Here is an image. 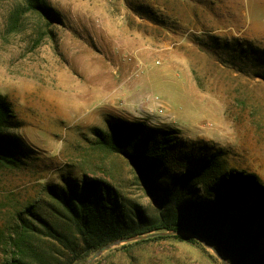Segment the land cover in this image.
I'll use <instances>...</instances> for the list:
<instances>
[{"label": "rangeland", "instance_id": "obj_1", "mask_svg": "<svg viewBox=\"0 0 264 264\" xmlns=\"http://www.w3.org/2000/svg\"><path fill=\"white\" fill-rule=\"evenodd\" d=\"M170 1L39 0L46 18L28 0H0V94L17 122L7 132L30 156L0 170V264H82L99 250L51 237L50 228L76 230L47 184L101 179L158 217L127 158L95 143L111 122L171 132L173 170L216 154L264 186V0ZM163 236L122 241L90 264H225L198 239Z\"/></svg>", "mask_w": 264, "mask_h": 264}, {"label": "trees", "instance_id": "obj_2", "mask_svg": "<svg viewBox=\"0 0 264 264\" xmlns=\"http://www.w3.org/2000/svg\"><path fill=\"white\" fill-rule=\"evenodd\" d=\"M28 1L39 15L52 17L39 0ZM159 1L162 2L156 4L162 7L171 2ZM16 123L11 104L0 94V170H19L28 165L30 156L22 143L7 132ZM95 143L127 158L142 185L159 203V215L151 221L136 205L130 207L125 203L119 192L101 179L83 176L80 182L69 180L64 186L47 184V191L68 213L76 230L67 233L50 228L51 237L64 247L74 250L75 240L82 239L96 251L119 238L182 229L195 231L213 242L232 258L233 264L264 262V251L259 246L264 225L258 222L264 220V186L252 175L227 171L216 154L201 156L195 167L173 170L176 165H172L171 152L177 145L176 136L141 122H111L107 133L97 132ZM196 182L203 185L208 196L199 194L201 190ZM23 222L21 239L26 238L28 231V224ZM174 237L197 242L187 236Z\"/></svg>", "mask_w": 264, "mask_h": 264}, {"label": "water", "instance_id": "obj_3", "mask_svg": "<svg viewBox=\"0 0 264 264\" xmlns=\"http://www.w3.org/2000/svg\"><path fill=\"white\" fill-rule=\"evenodd\" d=\"M166 234H169V235H182V236H187V237H191V238H195V239H198L200 240L203 244L209 246L210 248H212V250L225 262V264H228L223 255L221 254V252L215 247V246H212L210 244L209 241H207L203 236L199 235V234H196L194 232H190L188 230H182V229H178V230H173V231H170L168 233H159L157 235H166ZM152 235H147V236H141V237H128V238H125L123 240H118V241H115L113 243H110V244H107L106 246L100 248L91 258H89L88 260H86L84 263L82 264H90L92 263L95 259L98 258V256L105 250H108L109 248H111L113 245H116L122 241H132L134 239H142V238H148Z\"/></svg>", "mask_w": 264, "mask_h": 264}]
</instances>
